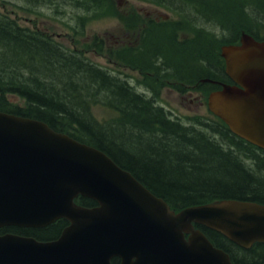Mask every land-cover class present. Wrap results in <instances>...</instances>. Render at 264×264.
Here are the masks:
<instances>
[{
    "label": "trees",
    "instance_id": "obj_1",
    "mask_svg": "<svg viewBox=\"0 0 264 264\" xmlns=\"http://www.w3.org/2000/svg\"><path fill=\"white\" fill-rule=\"evenodd\" d=\"M66 1L97 12V0ZM253 7V13L245 14L248 23L242 25L245 31L264 40V0H254ZM227 20L216 19L224 23L225 32L219 36L209 33L212 38L206 35L179 41V45L172 35L174 29L159 28V35L168 38L156 39L145 33L141 54L130 51L125 56L120 49L109 51L111 60L142 70L145 84L155 92L152 97L137 92L128 81L95 64L86 53L0 12V111L44 121L56 131L103 150L174 208L220 199L264 204V175L250 171L264 166V150L234 135L221 120L194 117L184 124L173 118L156 103L160 93L151 84L154 79H172L178 91L183 92L189 84L209 93L216 86L202 79L225 81L220 47L238 43L242 27L240 22L236 26L226 24ZM93 47L103 51L102 41L95 38ZM162 48H168L169 56L181 61L169 62ZM95 105L110 108L115 116L100 121L93 113ZM78 201L89 207L95 204L87 198ZM66 224L62 219L42 229L8 227L0 229V234L14 232L39 240L54 239ZM204 232L237 260L246 257L240 253L243 249L220 233L210 229ZM258 250L264 252V244L245 251L261 256L255 253Z\"/></svg>",
    "mask_w": 264,
    "mask_h": 264
},
{
    "label": "water",
    "instance_id": "obj_2",
    "mask_svg": "<svg viewBox=\"0 0 264 264\" xmlns=\"http://www.w3.org/2000/svg\"><path fill=\"white\" fill-rule=\"evenodd\" d=\"M236 83L211 93L209 106L231 130L264 148V42L243 34L223 47ZM211 81V80H210ZM79 195L100 207L75 204ZM71 225L52 242L0 236V264H232L192 222L243 248L264 242V205L225 200L176 214L105 153L47 124L0 113V228ZM185 232H193L189 240Z\"/></svg>",
    "mask_w": 264,
    "mask_h": 264
},
{
    "label": "rangeland",
    "instance_id": "obj_3",
    "mask_svg": "<svg viewBox=\"0 0 264 264\" xmlns=\"http://www.w3.org/2000/svg\"><path fill=\"white\" fill-rule=\"evenodd\" d=\"M70 3L63 0H55L54 3H40L35 0H0V12L15 18L23 26L44 31L66 47L86 53L96 64L129 80L138 91L151 95L149 87L143 83L142 70L111 60L109 51L118 50L126 44H136L139 34L137 32L150 27L148 19H155L160 23L159 19L174 21L180 19L181 15L175 13L168 6L157 5L146 0H98L97 12H91ZM175 3L188 11L191 10L192 15L193 12L197 14L196 10L193 11L194 5L216 7L212 9L227 15L229 22H233L229 12L220 10L218 6L210 3V0H175ZM202 18L198 19L196 16V21L189 26L190 28L175 30L174 41L180 45L179 41L189 42V39L195 38V31L200 29L193 26L200 27L198 23H201ZM128 24L133 28L130 33L127 32ZM202 24L209 30L206 35L212 38L208 34H211V31L216 32L217 26L211 27L207 21H203ZM206 35L202 34V36ZM95 37L102 41L103 51L94 49L93 40ZM216 48L214 47V49ZM161 51L169 62L181 61L180 58H171L168 48H162ZM150 76L151 79L155 78L153 74ZM162 81L167 82L159 79L157 83V86L160 87V103L175 117L180 118L183 122H188L193 117L214 118L207 103L208 93L192 90L191 93H187V97L183 98L172 87L174 81L171 80L166 85ZM93 113L102 121L115 116L114 111L102 105L93 106Z\"/></svg>",
    "mask_w": 264,
    "mask_h": 264
},
{
    "label": "flooded vegetation",
    "instance_id": "obj_4",
    "mask_svg": "<svg viewBox=\"0 0 264 264\" xmlns=\"http://www.w3.org/2000/svg\"><path fill=\"white\" fill-rule=\"evenodd\" d=\"M183 97H185V95H182ZM191 101H194L193 99H191ZM258 264H262V263H258Z\"/></svg>",
    "mask_w": 264,
    "mask_h": 264
}]
</instances>
